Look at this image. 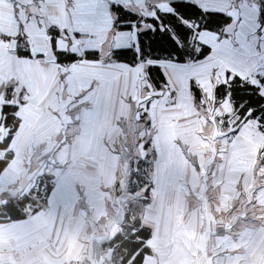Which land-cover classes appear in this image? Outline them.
Segmentation results:
<instances>
[{
	"label": "snow or ice",
	"instance_id": "6c2138e0",
	"mask_svg": "<svg viewBox=\"0 0 264 264\" xmlns=\"http://www.w3.org/2000/svg\"><path fill=\"white\" fill-rule=\"evenodd\" d=\"M0 264H264V0H0Z\"/></svg>",
	"mask_w": 264,
	"mask_h": 264
}]
</instances>
